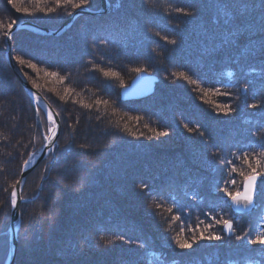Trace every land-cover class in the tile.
I'll return each mask as SVG.
<instances>
[{"label":"trees","instance_id":"trees-1","mask_svg":"<svg viewBox=\"0 0 264 264\" xmlns=\"http://www.w3.org/2000/svg\"><path fill=\"white\" fill-rule=\"evenodd\" d=\"M101 1L81 7L98 10ZM110 3L60 35L13 34L15 59L36 68L17 64L62 121L58 147L23 187L15 264H264V246L230 237L212 219L232 220L241 236L264 224V197L238 213L217 191L232 178L230 191L242 187L226 161L247 174L243 153L255 166L264 144V0ZM77 9L63 0H0V264L9 255L11 192L24 161L45 144L33 100L7 62V26L31 20L56 29ZM137 68L158 77L155 90L125 100L121 89ZM108 70L118 76L105 77ZM200 231L224 239H198L191 249L174 242Z\"/></svg>","mask_w":264,"mask_h":264},{"label":"snow or ice","instance_id":"snow-or-ice-1","mask_svg":"<svg viewBox=\"0 0 264 264\" xmlns=\"http://www.w3.org/2000/svg\"><path fill=\"white\" fill-rule=\"evenodd\" d=\"M61 0H57V4H60ZM63 3L68 4V3H74V6L76 8L81 7V5H87L89 3V0H79V2H75V0H63ZM119 6V5H117ZM25 12H27V9H24ZM45 11L47 12H52L54 9H46ZM177 12H184V9L177 8ZM15 23V22H13ZM13 23L8 24V29L9 32L7 35L9 38L11 37V29L13 27ZM241 35H244L241 33ZM165 40H167V37H164ZM172 44H175L176 41L173 40L171 41ZM16 60L19 61L20 64H27V66L30 69H35L36 65L31 63V61H25L21 59L20 57H16ZM136 71L138 73L145 71L143 68H137ZM104 76L105 77H116L118 76V73L113 72L111 70L104 71ZM52 76H56L57 73L53 72L50 73ZM180 77H183L184 79H190L186 73H179ZM63 79V78H62ZM195 83V81H193ZM33 84L35 85V88H39V85L33 81ZM247 88V85L244 86ZM33 99L36 103H38L42 98L35 92L33 91L32 93ZM97 103H100L99 101ZM87 107L91 108V105H87ZM250 107L255 108L256 105H250ZM225 113H229L233 111V109L230 106H225L224 108L221 109ZM36 111L38 112L39 109L37 108ZM46 119L49 123V128L47 130V133L44 134V139L46 141L45 145L43 146L44 151H55V147H58V142L56 140L57 133L60 130V124H59V117L58 114H54L50 109L46 112ZM185 128L188 127L187 124L184 125ZM189 131H192V129H189ZM160 135H167V133H161ZM202 135V134H201ZM55 146V147H53ZM34 155V154H33ZM233 155L235 156L236 160H240V156H236L234 153ZM243 161L242 164L243 166H246L248 168L247 174L243 172L241 169H239L236 164H233L231 161H226L227 164L230 165L229 172L231 173H237L240 177H242V187L236 188L235 191H230L229 187L230 186H235L237 185V180L235 178L229 179V180H224L222 183H224L226 186L223 187L222 189L218 188V192H223L224 195L229 198L232 202V204L235 206V209L237 212H240L242 210H248L251 208L256 207L257 203L260 201L262 197H264V173L259 171L258 169L261 167H264V144H261V151L259 155L254 156V163L255 166H253V161L249 159L248 153H243ZM33 163V158L30 157L29 160L24 161L23 168L25 171L28 170V166ZM47 171V169H45ZM260 179V185H258L257 181ZM142 187L147 188V185H143ZM10 203L12 205V208L16 211V214L21 215L22 213L19 212L18 209V192L16 189H13L11 192V197H10ZM159 207V205H158ZM171 211V209H169ZM40 216H43L44 213L41 212L39 213ZM174 219L179 220L180 217L177 216ZM212 219L216 222V224H223L224 228L223 231L227 232L229 236H235L236 240H243L247 238V241L249 244L253 245H260L264 246V224H259L258 227L261 228V231L249 234L245 233L243 236L241 235H236L235 234V228H234V222L232 220H217L215 216L212 217ZM202 223V222H201ZM22 226V224H21ZM199 227V225H197ZM207 227L209 229L212 228L211 224H208ZM183 226H181V232H183ZM121 240L124 239V237H120ZM175 244L180 248V249H191L193 247V244L197 242L198 239H207V240H215V241H221L224 239V237L221 234H218L216 232H211L209 235L205 236L203 231H200L199 237L193 235L191 238V242L187 239H181L179 235L173 238Z\"/></svg>","mask_w":264,"mask_h":264},{"label":"water","instance_id":"water-1","mask_svg":"<svg viewBox=\"0 0 264 264\" xmlns=\"http://www.w3.org/2000/svg\"><path fill=\"white\" fill-rule=\"evenodd\" d=\"M110 9H111L110 0H102L100 9L94 10L87 6L79 7L76 11L73 12V14L65 22H63L56 29L43 26L35 21L23 20V21L13 24V27L11 29L12 34L10 38L8 35H6L5 42H6V47H7V51H6L7 62L9 63V65L11 66V68L13 69L17 77L19 78V80L21 81L26 92L31 96L34 102L35 109L37 108L39 109L38 105H40L46 112L50 109L54 114H58V117L60 118L58 121L60 124V130L57 133L56 140H58V137L60 135L61 128H62L61 117L59 113L55 110V108L51 105V103L47 100V98L42 94V92L39 91V89L35 88V86H33L30 83L27 76L24 74V72L21 70V68L15 61L14 56H13V38H12L13 34L20 29L28 28V29L38 30L40 32L47 33V34L60 35L71 28V26L73 25L74 21L76 20L78 16L83 15V14H102V13L110 11ZM8 32H9V29H8ZM157 80H158V77L156 75L148 73L146 71L138 73L132 79L130 84L122 88L121 90L122 98L125 100H131V99H137V98L145 97V96L152 94L155 90ZM33 91H35L42 98L38 103H36L33 99V96H32ZM36 115H37V119L39 123L42 126L43 133L44 134L47 133L42 125V118H41L40 112L36 111ZM50 151L51 150L44 151L42 147V149L36 155L32 156L33 163H31L28 166V170L25 171L23 168L21 172V175L14 188L18 192V209L20 213H21V205H22V202L24 201L22 193H23V187H24L26 178L28 174L33 169H35L47 157ZM233 208L236 211L234 205H233ZM248 210H242L238 213H244V212H247ZM21 222H22L21 215L16 214V211L12 208L11 224H10L9 257H8L6 264H15L16 262L18 246H19V231L21 227Z\"/></svg>","mask_w":264,"mask_h":264},{"label":"rangeland","instance_id":"rangeland-1","mask_svg":"<svg viewBox=\"0 0 264 264\" xmlns=\"http://www.w3.org/2000/svg\"><path fill=\"white\" fill-rule=\"evenodd\" d=\"M13 56H14V59H15L14 51H13ZM15 61H16V59H15ZM28 175H29V174H28Z\"/></svg>","mask_w":264,"mask_h":264}]
</instances>
